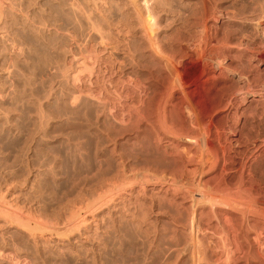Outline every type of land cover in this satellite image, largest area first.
I'll use <instances>...</instances> for the list:
<instances>
[{"label": "rangeland", "instance_id": "374dc122", "mask_svg": "<svg viewBox=\"0 0 264 264\" xmlns=\"http://www.w3.org/2000/svg\"><path fill=\"white\" fill-rule=\"evenodd\" d=\"M0 1H3V0H0ZM7 1L5 0L6 6L8 5V7H5V9H7L6 19L4 17L3 21L0 20V21H2V22H0V25L3 24V27H2V25L0 26L1 27L0 28L1 29V31H0V33H1L0 34V185H1L0 186V190H1V192H0V212H1L0 215L1 216L0 217L2 218V219L0 218V224L2 223L0 225V233H2L1 231H3V238H2V234L0 235V237H1L0 238V264H17V263L18 264H92L93 262H95V264H99V262H101L100 260H102V259H103V261L105 260L104 262L103 261L101 262L103 264H109V263L110 264H118V263L119 264H130V263H132V264H147V263L151 264L152 263V264H154V262H155V264H158V263L159 264H162V263L163 264H169L170 262H171V264H173V262H175L173 260L174 256L172 257V261H170L171 258H170V260L167 259V261L159 258L161 255L160 251H162V249H163L162 247L164 246L165 242H163L164 240H161V238L159 239V237L156 239V237L158 236V234L163 232V228H167L170 225V223L167 221V216L164 214H163L164 215L163 216L161 211H157L158 213L157 212L153 213V216H152V213H150L151 215L149 214V216H150L149 220L150 221L147 220L146 225H144L142 227V229L144 227L145 228L147 227L146 229H148L149 232L144 228L145 231L144 230L143 231L146 233L139 232V233L135 234L132 231V233L129 234V232H131V231L125 227L123 228V226H121L119 224L120 220H124V218H125V220L131 219V216L129 215L131 213L128 212L129 209H124L127 207H123V208L121 207L119 209L118 213L121 215L122 219H119L118 216H115L113 214L115 212L110 211L109 213H107L108 215L105 214V217H104L105 220L104 219H103L104 221L102 220L104 223L101 221V224L102 223L103 224L98 225L99 223H97V221L94 218L95 217L94 216V210H91V208H90L91 205H89L92 203V201H90L91 203H88L89 198H90V200H93L92 197L95 198L96 193H93V192H100V191H103L105 189H109V187H111L112 189H117V188H115L117 185L118 186L120 185L122 187V189L120 188V186L119 187L117 186L118 188H120L119 190H120L121 194L117 193V190H118L117 189V190H115L116 191L115 195H117V196L121 195V196H123V198H124V196L125 197L128 196L126 194V192H122L124 190L123 189L124 184H123V181L120 180V179H122V175H121V171H119V170L121 169L120 165H121L122 159H121V156L119 154L122 155V154H126V153L127 154L132 153L134 156H140L141 151H143L141 155L146 156L147 154L148 155L150 154L149 155L150 157L156 158L157 151L155 149H153V146L151 145L152 143L150 141L148 142V140L146 138H144V140L146 139L145 141H147L146 142L147 144L145 142L140 143L139 141H136L133 137H130V135L125 130L126 122L123 121L124 118L127 117L125 115L126 114L128 115L131 112V110H132V108H130L131 104H132L131 101L133 100V98L135 97V95L137 93V91H136L137 88L135 86H133L134 83L128 78V76L131 75L130 73L141 74L144 81H148V79L152 76L153 73H159V70H160L159 68H157V66H154L156 68L153 67V65H156V63H155L156 61H155V59H152L149 52L147 51V44H146L147 39H145L146 37L144 35L145 34L144 30H142V28H140L139 25H137V23L134 19L130 20L131 22L128 20L126 22L125 18H121V21H120L121 25H123V24L126 25L125 23L131 24L130 25V27L132 26L131 31L134 30L133 33L131 32L132 35L130 34V36H128V34H127V36H126L125 34L121 35V33L119 35V34L115 33L116 31H113L114 33H111V35H110L111 37L109 36L108 38L110 39L113 36L114 42H112L113 40L110 41L111 39L109 40L108 38H107L108 41L106 39L102 40L99 38V36L97 34L92 33L91 31L89 32V29H87L86 21L84 19H80L79 16L77 15V13L75 11L73 12V10L70 8L69 4L66 3L68 6L64 5L65 2L63 0H32V1L31 0H25V2H24L25 5L20 6V7H19V5H17V4H19V1L14 0L15 2H17V3L13 4V5H16V6H14L15 7L14 9H12L13 8L12 6L10 8V6H9L10 1L9 0H7ZM30 1H31V3H30ZM113 1H115V0H113ZM140 1H141L140 3H141V11H142L143 19L145 18L146 20L145 19L144 20L147 21L146 24L148 25V27L151 28L152 30H154V31L151 30L152 39L154 38L153 39L154 41L162 43V45L165 48H167L169 50L171 49L174 52V54L176 53L175 55H178V57H179V60H178V58L175 56L177 58L175 68L178 69V70L176 69L178 81L179 82L192 83V84H193V82H197L192 87V90L190 93L192 96L189 94L190 97H192L191 98V105L189 107H187L188 105L182 106V107L180 106V108L178 110L179 111L178 114L180 117H181V115H185V113L188 111H190V112L193 111L194 114L198 113V112L204 113L205 109L207 111L209 104L211 105V103H209L211 101H209V102L207 101V100H210L209 99L210 95L216 101V100H218L217 96L219 98V95H221L223 93V90L226 93L227 92L232 93L233 90L236 91V89L238 88V85H237L238 81L235 77L233 78V76H232V78L231 77H229L228 79L226 78L227 80L224 79L226 81L219 80L216 82V84L210 83L211 84L210 85V84H202L201 82L199 83V81H197V80H198L199 73L201 72L200 69H202L206 66L204 59H200V57L198 55H196L197 54L196 52L191 53V55H189V56H185V58L182 56V54L186 50H194L195 51L194 45H196L198 42L196 40L195 41L191 40V42H192L191 43L189 38L191 39L194 34H195L194 36H196L200 32L201 28H199V27L201 26V23H202L201 21L204 19L205 12H207L209 19H211L212 21H215V19H216L215 23H217V26H218V29H217L218 32L217 33L219 35H223L224 31L226 33L225 35L230 34L229 36H231V34L234 33L231 36L232 42H236V41L238 42L239 38L241 39V37H243V36L245 37V33H246V36L248 37L250 35V31H252L251 35L249 37L250 38L254 37L255 41L258 42L260 37L258 35H257V37H255L256 30L253 28L254 22L252 21V19H255L256 17L259 16L260 11H261L260 9L264 5V0L263 1H260V0H175V1L174 0H163L164 2L162 0H159V1L158 0H155V1L151 0L152 2L150 0H147V1L146 0H140ZM32 2H34V3H32ZM145 2H147V3H145ZM153 2H154V5H153ZM61 3H63V4H61ZM148 3H149V6H147ZM259 3L261 5L262 4L263 5L261 6ZM186 4H188V5H186ZM189 4H191V5H189ZM28 5H29V7H28ZM152 6H153V8H152ZM260 6H261V8H259ZM155 7H157V8H155ZM186 7L188 10L185 9ZM234 7H235V9H234ZM241 7H242V9H241ZM20 8H21V11H20ZM28 8H29V11H28ZM253 8H254V11L255 10L257 11V9L260 11H257V12L255 11V13H257V14L254 13L255 14L254 15L252 13V15H251V12H253ZM179 9H180V12L178 11ZM243 9L245 10V12L243 11ZM8 10H10L11 12ZM25 10H27V11H25ZM157 10L159 13L158 15H160L159 17H157L158 16ZM248 10H249V12H248ZM250 10H252V11H250ZM144 11H146V12H144ZM152 11H154V12H152ZM238 11H239V14H238ZM28 12H29V15H28ZM25 13H27V15ZM73 13H75V16ZM146 13H148V14H146ZM248 13L250 15H248ZM9 14H10L11 18L9 16ZM151 14H153L152 16L154 17V19L151 16ZM185 14H187V15H185ZM201 14H202V17H201ZM76 15H77V19L75 20ZM190 15H191V17H190ZM247 15L249 17H247ZM155 16H156V18H155ZM188 16L190 17V19H188ZM148 17H150L151 19ZM161 17H163V18H161ZM173 17H174V20H173ZM40 18L42 21H40ZM248 18H250V19H248ZM184 19H186V20H184ZM235 19H237L238 21ZM168 20L170 21L171 24L168 22ZM247 20L249 22L252 21L253 23H249ZM59 21H61V22H59ZM122 21H124V22H122ZM155 21H156V24H155ZM186 21H188L190 23H188ZM244 21L246 24L243 23ZM4 23H6V24H4ZM38 23H40V24H38ZM78 23H80V24H78ZM199 23H200V25H199ZM247 23L250 25L252 24V25L247 26ZM13 24H15V25H13ZM35 24H37L38 26ZM152 24L153 25L155 24V25L153 26ZM163 24L165 25V27ZM194 24H195V26H194ZM83 25H85V26H83ZM103 25L106 26V23L104 22ZM133 25H135V26H133ZM170 25H171V27H170ZM223 25H225V26H223ZM243 25H245V26H243ZM74 26H75V28H74ZM176 26H177V28H176ZM191 26H192V28H190ZM226 26H227L228 31L225 30ZM133 27H134V29H133ZM167 27H168V29H167ZM181 27H183L184 29ZM35 28H37V29H35ZM135 28H136V30H135ZM28 29L31 31V33ZM77 29H79L81 31H79ZM181 29H182V33H181ZM197 29H198V31H197ZM13 30H14V32H13ZM34 30H36V31H34ZM138 30H139V32H138ZM221 30L223 31V33ZM253 30H255V31H253ZM9 31H10V33H9ZM69 31H71L70 32L71 34L69 33ZM75 31H77V32H75ZM142 31L144 34L141 33ZM173 32H174V34H172ZM253 32L255 33V35L253 34ZM74 33H76V34H74ZM85 33H87V34H85ZM76 35H78V36H76ZM90 35H91V37H90ZM115 35H117L118 39L116 38ZM138 35L141 37H139ZM173 35H174V38H173ZM74 36L76 37V40H75ZM156 36L158 37V39L156 38ZM178 36H180V37H178ZM183 36H184V39H183ZM235 36H236V38H235ZM77 37H78V39H77ZM160 38H162L161 41H160ZM52 39H54V40H52ZM163 39H164V41H163ZM90 40H92V41H90ZM100 41L101 42L104 41V42L101 43ZM122 41H124V42H122ZM142 41H143L144 45H143V43H141ZM107 42H109V44L111 46L108 45ZM116 43H117V46H116ZM169 45H170V47H169ZM187 45L190 47H188ZM124 46H126V47H124ZM128 46L130 48L133 47V50L130 49ZM113 47H114V49H113ZM135 48H137V49L135 50ZM128 50L130 52H128ZM131 50L133 51V53H131L132 52ZM122 51H124L123 54H122ZM125 51H127V52H125ZM235 51L236 50L233 51L234 53L232 52L233 55L230 53L229 59L231 57L232 58L230 59L231 61L228 59V65L230 64V66L231 65L235 66L236 64H238V62L241 63L243 61V65L247 66V63H249V61L247 59H245V57L248 58L247 55L250 54V52L246 51V50L243 51V55H245V56L242 57V59L240 58L241 60H238V58L236 59L235 56L239 53L237 51H236L237 52L236 53ZM134 52H135V56L133 55ZM83 54L87 55V57H85ZM130 54H131V56H129ZM82 55H83V57H82ZM262 55H263L262 56L263 58H261V61L259 63L262 70L260 69L259 75L261 76L260 82H262L264 84V81H263L264 80V66H263L264 65V54H262ZM137 56H138V58H141V59L138 60ZM145 56H146V58H145ZM180 56L183 59L180 58ZM84 57H85V59H83V61H84L83 62L82 58H84ZM88 57L90 58V60L88 59ZM127 57H129V59ZM142 57H144V59H142ZM131 58L134 60L132 62L136 63V64L132 65L133 63L130 60ZM234 58H235V61L237 60L236 61L237 63L233 60ZM85 60H86V62H85ZM232 60H233V63H231ZM244 60L245 61L247 60V63ZM81 61H82V63H81ZM178 61H180V62H178ZM87 62H89L88 63L89 66L94 64V66L92 65L93 67L90 66L94 69L89 68V66L87 65ZM93 62H95V63H93ZM138 63H140V65ZM143 63H145V64H143ZM79 64H81L82 66ZM83 64L86 65V67L88 66L87 68L90 69L91 71L89 70L90 71L89 72L88 70L87 71L84 70L85 72L83 71L80 73V68H82L81 70H83V68H85V67H83ZM130 64H131V66H130ZM145 65H148V66H145ZM78 67H79V69H78ZM125 67H126V69H125ZM94 70H95V72H94ZM96 70L99 74L96 72ZM132 70L133 71L135 70V71L133 72ZM198 70H200V71H198ZM137 71H138V73H137ZM86 72H88V73H86ZM121 72L123 73V75H121ZM74 73H75V75H74ZM89 73H91V75ZM87 74L89 76H87ZM185 78L186 79L188 78L189 80H185ZM190 78L191 79L194 78V79L191 80ZM223 83H224V85L225 84L226 85L224 86ZM227 83H228V87L231 85L230 88L227 87ZM216 85L218 86V88ZM220 85L221 86L223 85L224 88L221 87ZM211 86L214 89L210 88ZM219 87L222 88L223 90L220 89ZM205 88L207 89L208 93L206 92ZM79 89H80V91H79ZM199 89H200V91H199ZM229 89L232 91L230 92ZM209 90H211V91H209ZM226 90H228V91H226ZM220 91H221V93H220ZM235 91H233V92H235ZM210 92H212V93L210 94ZM93 95H95V96H93ZM205 95H206V97H205L206 99L203 98V96H205ZM207 95H209V96L207 97ZM77 96H79V97H77ZM89 96H93L94 98L89 97ZM263 96H264V94L262 93V94L258 95L257 97L252 98L250 100L251 102L248 101V104H247L248 107L245 106L246 111L244 110V116H243L244 119H243V122H241L243 132L247 131L246 133H248V135H250V137H252L253 139H256L257 142L255 144H257L259 142L262 143V140H264V137H261V136H264L263 135L264 134V123H263L264 122V107H262L264 105ZM201 98H203V99H201ZM198 100H199V102H198ZM205 102H207L206 104L208 106L205 104ZM202 107H203V109H201ZM256 107H257V109H256ZM184 108H186L187 111H185L184 113L180 112ZM187 108H189V109H187ZM209 108H210V106H209ZM249 108L252 110H250ZM190 109H192V110H190ZM197 110H198V112H197ZM203 110H204V112H203ZM245 112H247V113L245 114ZM249 112L250 113L252 112V114H250ZM248 114H250V115H248ZM253 114H256V115L259 114V115H257L258 117H256V115L251 116ZM247 115L250 117H248ZM260 115H262V116H260ZM245 116H247V117L245 118ZM122 118H123V120H122ZM259 118L261 119V123H260ZM180 119L184 120V116H182ZM119 120H120V122H119ZM120 123H122V124H120ZM254 124L256 125V127ZM190 125L191 124L189 123L188 126H190ZM197 129H199V128H197ZM124 132H125V134H124ZM256 137H259L260 139H258ZM114 139H116V141ZM116 144H118V145H116ZM141 144H142V146H141ZM146 145L147 146L149 145L148 148ZM112 146H114V147H112ZM150 147H152V148H150ZM134 150H136V151H134ZM111 151H113V153ZM119 151L121 153H119ZM145 151H147V152H145ZM115 157L116 158L118 157V158L116 159ZM111 158L113 160H111ZM114 159H116V160H114ZM117 161H119L118 163H119L120 169L118 168ZM262 164H264V160H263ZM261 167H262L261 172H264V165H261ZM115 170L117 172L119 171L118 172L119 174ZM114 173L116 175H119V176H116ZM11 174H13V175H11ZM260 174H262V173H260ZM109 175H112V176H110V178H108ZM114 175L117 178H113ZM101 176L105 177V178L107 177L105 180H107V179H109V180H107V182H106L104 180V178H102ZM262 177L264 178V175H262ZM97 179H98L99 183H97ZM110 179H112V181L115 180L116 182L113 181V183H112V181ZM101 180L104 183L100 182ZM116 183H117V185H116ZM119 183H121V184H119ZM100 184H103L105 188L103 187V185H100ZM112 184H113V186H111ZM89 185H90V187H88ZM14 186H15V188H13ZM98 186L100 187V189L98 188ZM106 186H108V187H106ZM126 186L128 187V185H126ZM81 189H83V190H81ZM115 191H114V193H115ZM86 192H88V194ZM91 192H92V194H91ZM122 193H123V195H122ZM83 194H85V195L83 196ZM88 195L89 196L92 195V197L91 196L89 197ZM86 196H88L89 198ZM76 198H77V200H76ZM116 199L118 201H120V197H117ZM117 200H116V202H118ZM2 202H3V204H2ZM116 202H114V203H116ZM11 203H13V204H11ZM86 203H88L87 205H89L88 211H87ZM83 205H86V207L84 206V208H86V209L83 208ZM128 206H129V204H128ZM81 208H82V211L80 210ZM125 210H127V211H125ZM89 211H91V212H89ZM40 212L41 213L43 212L42 215ZM74 212H76V214L78 212L77 215L79 217L81 216L82 218L78 219V216L74 215L75 214ZM121 212H123V213H121ZM125 212L126 213L128 212V213L126 214ZM159 212H161V213L159 214ZM12 213L14 216H12ZM14 213H16V214H14ZM69 213H74V214L71 215ZM156 213H157V215H156ZM122 214L124 217L122 216ZM64 215H66V216H64ZM73 215L77 216V218L75 220H74V218H72ZM91 215H93V217ZM108 216H109V218H108ZM68 217H71L74 221H76V223L73 222L71 224L70 222H72L73 220L70 221V218L68 219ZM47 218H49V219H47ZM156 218H158L160 221L155 222ZM6 219H7V221H6ZM66 219L68 221H66ZM77 219L78 220L81 219L82 222L85 221L84 223H82V225L83 224H85V225L84 226L81 225V228L79 229L80 231L77 229L79 232L74 227L77 223L79 224L81 221V220L78 221ZM19 220H20V222H19ZM14 221H15V223H14ZM24 221H26V223ZM118 221H119V223H118ZM16 222H18V223H16ZM55 222H58V223H55ZM63 222H65V224H64L65 226L63 225ZM68 222L70 223L69 225H68ZM148 222L155 224V225L153 226L152 224H150ZM95 223H97V224H95ZM18 224H20V226ZM106 224H108L109 226ZM148 224H150V225H148ZM24 225L26 226V228ZM35 225H38V226H35ZM95 225H97L96 228L98 229V231H97V229H95ZM105 225L108 226L109 229ZM71 226L74 227L73 230L74 229L76 230V234H75V230L69 231L70 228H68V227H71ZM100 226H101V229H100ZM83 227H85V228H83ZM93 227H94V229H93ZM153 227H155L156 229ZM48 228L52 231V233L50 230H48ZM66 228L68 230H66ZM110 228H112V229H110ZM45 229H47V231H49V233ZM52 229H54V230H52ZM55 229H56V231H55ZM88 229H91V230H88ZM150 229L153 233L155 232V234L152 235V232H151V235L148 234V233H150ZM152 229H154V230H152ZM93 230H95L94 231L95 233H98V234L94 233L95 236L96 235L101 236V237L97 236L98 240H96L97 237H96V239H95V237L93 239V236H94ZM161 230H162V232H161ZM57 231L59 234L56 233ZM102 231H103V233H102ZM104 232H106V233H104ZM158 232H160V233H158ZM60 233H62L64 235L62 236V234H60ZM69 233H71V234H69ZM141 233H143V234H141ZM84 234H85V236H83ZM133 234H134V237L136 235V238L133 237ZM156 234H157V236H156ZM79 235H80V237H79ZM139 235H141V238H139L140 237ZM142 235L145 236L146 238H144ZM86 236H88L89 239L92 237L91 240L89 241V239H87ZM102 236H104V237H102ZM131 236H132V238H131ZM148 236H149V238H151V237L152 238L148 239L147 238ZM127 237H130V241L131 242L134 241V242L131 243ZM76 238L79 240H77ZM119 238L121 240L122 239L123 240L121 241ZM137 238H138V240H137ZM33 239H34V241H32ZM99 239H100V241H99ZM102 239H104V240L102 241ZM142 239H143V241L145 239H147L148 241L145 240V242H142ZM93 240H95V242ZM2 241H4V242H2ZM75 241L77 243L80 242L79 243L80 245L77 244ZM101 241H102V243H101ZM156 241H157V243H156ZM158 241H159V243H158ZM33 242H36L39 244H35ZM73 242L75 244H72ZM81 242H82V244H81ZM106 242H108V243H106ZM117 242H118V244H117ZM148 242L151 245L146 244ZM151 242H153V243H151ZM61 243L64 245H62ZM93 243H97V244L95 245ZM139 243L141 246H139ZM143 243H144V245H143ZM91 244H92V246H91ZM35 245H36V247H35ZM71 245H72V247H71ZM82 245L85 248L82 249L81 248V247H83ZM88 245L90 247H88ZM120 245H121V247H119ZM145 245H147V246H145ZM152 245L154 246L153 247L154 249L151 247ZM155 245L156 246L158 245V247H156ZM37 246L40 250L37 248ZM76 246H77V249H76ZM79 246H81V247H79ZM97 246H98V248L99 247L101 248V251H100V248L99 249L97 248ZM78 247L81 248L83 251L87 250V251H84L85 255L83 254L82 250L79 249ZM138 247H141V248H138ZM142 247L143 248L147 247V248L142 249ZM148 247H150L151 250ZM155 247H156V249H155ZM34 248H36L37 250H34ZM89 248L91 250L90 252L88 251ZM93 248L97 252L94 251ZM64 249H65V253H64ZM131 249H133V250H131ZM146 249L149 250L148 251L149 253L147 252ZM157 249H159V250H157ZM143 250H145V251H143ZM56 251L64 253V254H66V256L64 254H61V253L59 254ZM78 251L80 253H78ZM75 252L77 254H80V256L78 257V255L75 254ZM86 252L89 253V255ZM144 252H146L145 255L143 254ZM93 253H95L96 256ZM103 253H104V255H103ZM140 255H142V256H140ZM150 255L152 257L154 256V258L156 256L155 260H153V259L151 260L152 257ZM84 256H86V257H84ZM89 256L91 258H92V256L94 257V259L92 258L94 260L93 262L91 261V258ZM142 257H143V259H142ZM16 259H17V261H16ZM188 259L186 258L185 262L181 263V264H187V263L191 264L192 262H193L192 264H195L193 260H191V259L188 260ZM95 260H97V261H95ZM159 260H160V262L161 261L162 262L160 263ZM212 263H213V261H210V263H208V264H212Z\"/></svg>", "mask_w": 264, "mask_h": 264}, {"label": "bare ground", "instance_id": "6f19581e", "mask_svg": "<svg viewBox=\"0 0 264 264\" xmlns=\"http://www.w3.org/2000/svg\"><path fill=\"white\" fill-rule=\"evenodd\" d=\"M9 1H10L9 2L10 8L12 6L13 7L12 9H14L15 8L14 6H16V5H13V4L17 3V2H15L16 0L15 1L14 0H9ZM18 1H19V4H17V5H19V7L25 5L24 4L25 0H18ZM31 1H30V3H31ZM63 1L65 2L64 5L69 4L70 8L73 10V12L75 11L77 13V15L79 16L80 19H84L86 21L87 29H89V32L91 31L92 33L97 34L99 36V38L102 39V40L106 39L108 41V39H109L108 37L111 35V33H114L113 31H116L115 33L119 34V35L121 33V35L125 34L127 36V34H128V36H130L131 32L133 33V31H134V30L131 31L132 30V28H131L132 26L130 27L131 24L130 23H125L126 25H124V24L121 25L120 21H121V18H125L126 22H127V20L130 21V20L134 19L136 21L137 25H139V27L142 28V30H144V32H145V34L143 33V31L141 33H143L145 35V37H146L145 39H147V43H146L147 44V51L149 52V54L152 57V59H155V61H156L155 62L156 65H153V67L157 66V68L160 69L159 73H153L152 76L148 79V81H144V79L142 78L141 74H136V73L132 74V73H130L131 75H129L128 78L134 83L133 86H135L137 88V90H136L137 93H136L135 97L133 98V100L131 101V103H132L131 107H130V108H132L131 112L130 113L128 112L129 114L125 115V116H127L126 118L123 117L124 120L122 118V120L126 122L125 130L130 135V137H133L136 141H139L140 143L141 142H145L146 143L147 141H145V140L147 139L148 142L150 141L152 143L151 145L153 146V149H155L158 154L156 153V158L155 157H150L149 156L150 154L149 155L147 154L148 156L147 155L146 156L141 155L143 151H141L140 156H134L132 153L131 154L130 153H128V154L126 153V154H122V155L119 154L121 156V159H122L121 165H120L121 169L119 168V163H118L119 161H117V164H118V168L120 169L119 171H121V175H122V179H120V180L123 181V184H124V188H123L124 190L123 191L121 190V191L122 192H126V194L128 196L127 197L124 196V198H123V196L119 195V194H121L119 189L120 188L122 189V187L119 185L120 188H118L119 187L117 185L118 182L116 183V185L118 187L115 185L116 186L115 188H117L118 190L117 189H112L111 187H109V189H105L106 191L103 190V191H100V192H93V193H96L95 194V198L92 197V195H90L93 198V200H90V198H89L90 196L89 195H88L89 197L86 196V197L89 198V202L86 200L88 203H91L90 201H92V203L89 204V205H91L90 206L91 210H94V216H95L94 218L97 221V223H99L98 225L101 224V221L103 219L105 220V218H104L105 214L109 213L110 211L115 212L113 214L115 216H118L119 219H122L121 215L118 213L119 209L121 207L122 208L123 207H127V208H124V209H129L128 212L131 213V214H129L131 216V219H129V220L126 219L125 220V218H124V220H120V223H119V221H118V223L121 226H123V228L125 227L128 230H130L131 232H129V234H131L132 231L135 234H137L139 232L146 233V232H144L145 231L144 230L145 227L143 229H142V227L144 225H146L147 220L150 221L149 220V218H150L149 214L152 213V216H153V213H155L157 211H161L162 215L164 214V215L167 216V221L170 223V225L167 228H163V232L161 230L162 233L158 232L160 234H158V236L156 234L157 237L155 236L156 239L159 237V239L161 238V240H164L163 242H165L164 246L162 247L163 248L162 251H160L161 255H160V257L158 256L162 260L164 259V260L167 261V259L170 260V258H171L170 261H172V257L174 256L173 260L175 262H173V264L184 263L186 258L187 259L189 258V259L193 260L195 264H208V263H210V261H213L212 264H264V180H263L264 178L262 177V175H264L263 174L264 172H261L262 171L261 165H264V164H262L263 160H264V140L261 139L262 143L259 142V143L255 144L257 142L256 139H253L252 137H250V135H248V133H246L247 131L243 132L242 124H241V122H243V119H244V117H243L244 116V110H245V106H247V104H248V101H250L252 98L257 97L258 95H260L262 93L264 94V84L262 82H260L261 76L259 75L260 69L262 70V68L259 65V63L261 61V58H263L262 54H264V5L262 4L263 7L261 8L262 5L259 3L261 5L259 7V8H261L260 9L261 11L257 9V11H260V14H259L258 17H256L255 19H252L250 17L252 19V21L254 22V24H253L254 27L253 28L256 30V35H255L254 32H253V34L255 35V37H257V35L260 37L258 42L255 41L254 37L253 38L249 37L251 35L252 31H250V35L248 37L246 36V33H245V37L243 36V37H241V39L239 38L238 42L237 41L236 42H232V39H231L232 37L231 36L234 33H232L231 36H229L230 34L228 33L229 35H225L226 33L224 31L223 35H219L217 33L218 32V30H217L218 26H217V23H215L216 19L214 18L215 21H212L211 19H209L208 15H207V12H205L204 19L201 21L202 23H201V26L199 27V28H201L200 32L198 33L197 32L198 29H197L196 32L198 34L196 36H194L195 35L194 34L191 39L189 38L190 42H191V40L192 41L196 40L198 42L196 45H194L195 51L194 50H186L185 52L183 51L184 53L182 54V56L185 58V56H189V55H191V53L196 52L197 53L196 55H198L200 57V59H204L206 66L204 68H202V69L199 68L201 70V72L199 73V76H198V80H197V81H199V83L201 82L202 84H210V83H213V84L215 83L216 84V82L219 81V80L223 81L224 79H226V78L228 79L229 77L232 78V76H233V78L235 77L237 79V81H238V83H237L238 88L236 89V91L233 90L235 92H233L232 90L229 89V91L230 92L232 91V93H228V92L226 93V92H224V90L222 88L219 87L220 89L223 90V93L221 95H219V98L217 96L218 100H216V101L210 95V98H209L210 100H207L208 102L211 101V102H209V103H211V105L209 104L210 108L206 104L207 102H205V104L208 106L207 111L205 109V112L203 110L204 113H202V112L200 113L197 110L198 113H195V114L193 113V111L192 112L188 111V112L185 113V115H181V117L184 116V120H183V119H180L181 117L178 114L179 113L178 110H179L180 106L182 107V106L188 105L187 107H189L191 105V98L192 97H190V95H191L190 93H191L193 85H195L197 82H193V84H192V83H186V82H179L178 81V77H177V73H176V69L177 68H175V64L177 62V58L179 60V57H178V55H175L176 53L174 54V52L171 49L169 50V49L165 48L162 45V43L154 41L153 40L154 38L152 39V36H151V30L152 29L149 28L148 25L146 24V22H147V21H145L146 19L145 18H144L145 20L143 19V15H142V11H141V3H140L141 1L140 0H115V1H113V0H63ZM153 1H155V0H153ZM260 1H263V0H260ZM32 3H34V2H32ZM145 3H147V2H145ZM61 4H63V3H61ZM153 5H154V2H153ZM186 5H188V4H186ZM189 5H191V4H189ZM147 6H149V3H148ZM5 7H8V5L6 6V4H5V0L0 1V20H2V21H3L4 17L6 19V11H7V9H5ZM28 7H29V5H28ZM187 7L185 9H187ZM152 8H153V6H152ZM155 8H157V7H155ZM234 9H235V7H234ZM241 9H242V7H241ZM244 9H243V11L245 12ZM8 11H10V10H8ZM20 11H21V8H20ZM25 11H27V10H25ZM28 11H29V8H28ZM178 11L180 12V9ZM250 11H252V10H250ZM255 11H254V8H253V12H251V15H252V13L254 14ZM144 12H146V11H144ZM152 12H154V11H152ZM248 12H249V10H248ZM25 14L27 15V13H25ZM73 14L75 16V13H73ZM146 14H148V13H146ZM158 14L159 13H158V10H157V15ZM238 14H239V11H238ZM255 14H257V13H255ZM28 15H29V12H28ZM77 15H76V18L74 17L75 20L77 19ZM152 15L153 14H151V16ZM185 15H187V14H185ZM248 15H250V14L248 13ZM248 15H247V17H249ZM9 16H10V14H9ZM156 16H155V18H156ZM159 16L160 15H158L157 17H159ZM190 17H191V15H190ZM190 17L188 16V19H190ZM201 17H202V14H201ZM10 18H11V16H10ZM148 18H150V17H148ZM161 18H163V17H161ZM250 18H248V19H250ZM153 19H154V17H153ZM173 20H174V17H173ZM184 20H186V19H184ZM235 20H237V19H235ZM2 21H0V22H2ZM40 21H42L41 18H40ZM124 21H122V22H124ZM188 21H186V22H188ZM245 21L243 23H245ZM252 21H250V22L248 21V22L249 23H253ZM59 22H61V21H59ZM104 22L106 23V26L103 25ZM168 22L170 23L169 20H168ZM188 23H190V22H188ZM4 24H6V23H4ZM38 24H40V23H38ZM78 24H80V23H78ZM155 24H156V21H155ZM1 25L3 27V24H1ZM13 25H15V24H13ZM35 25H37V24H35ZM199 25H200V23H199ZM248 25H250V24L247 23V26ZM75 26H74V28H75ZM83 26H85V25H83ZM133 26H135V25H133ZM194 26H195V24H194ZM223 26H225V25H223ZM243 26H245V25H243ZM164 27H165V25H164ZM170 27H171V25H170ZM136 28H135V30H136ZM176 28H177V26H176ZM181 28H183V27H181ZM190 28H192V26ZM35 29H37V28H35ZM133 29H134V27H133ZM167 29H168V27H167ZM77 30H79V29H77ZM225 30H227V26H226ZM255 30H253V31H255ZM0 31H1V29H0ZM10 31H9V33H10ZM34 31H36V30H34ZM79 31H81V30H79ZM152 31H154V30H152ZM13 32H14V30H13ZM70 32L71 31H69V33ZM75 32H77V31H75ZM138 32H139V30H138ZM30 33H31V31H30ZM181 33H182V29H181ZM222 33H223V31H222ZM74 34H76V33H74ZM85 34H87V33H85ZM172 34H174V32ZM76 36H78V35H76ZM115 36L117 38V35H115ZM90 37H91V35H90ZM139 37H141V36H139ZM178 37H180V36H178ZM156 38L158 39L157 36H156ZM173 38H174V35H173ZM235 38H236V36H235ZM77 39H78V37H77ZM110 39L109 40L112 41L114 39L113 36ZM161 39L162 38H160V41H161ZM183 39H184V36H183ZM52 40H54V39H52ZM75 40H76V37H75ZM90 41H92V40H90ZM104 41H102V42H104ZM163 41H164V39H163ZM112 42H114V40ZM122 42H124V41H122ZM107 43H108V45H110L109 42H107ZM141 43H143V41ZM143 45H144V43H143ZM116 46H117V43H116ZM124 47H126V46H124ZM169 47H170V45H169ZM188 47H190V46H188ZM137 48H135V50ZM113 49H114V47H113ZM130 49L133 50V47L130 48ZM234 50H236L239 53V54H237L235 56V58L236 59L238 58V60H241L242 57L245 56V55H243V51L246 50V51L250 52V54L247 55L248 58L245 57V59H247L249 61V63H247V60L246 61L244 60L247 63V66L243 65V61L241 63L238 62V64H236L235 66L234 65L230 66V64L228 65L229 55H230V53L233 55V53H234L233 51ZM125 52H127V51H125ZM128 52H130V51L128 50ZM123 53H124V51H122V54ZM131 53H133V51ZM83 55L85 57H87V55H85V54H83ZM83 55H82V57H83ZM133 55L135 56V52H134ZM129 56H131V54ZM85 57L82 58V61H83V59H85ZM127 58L129 59V57H127ZM137 58H138V56H137ZM145 58H146V56H145ZM180 58H182V57L180 56ZM235 58L233 59L234 61H235ZM88 59L90 60L89 57H88ZM140 59L141 58H138V60H140ZM142 59H144V57H142ZM130 60H131V62L134 61L132 58ZM233 60H232L231 63H233ZM82 61H81V63H82ZM85 62H86V60H85ZM178 62H180V61H178ZM88 63L89 62H87V65H88ZM93 63H95V62H93ZM140 63H138V64L140 65ZM134 64H136V63H133L132 65H134ZM143 64H145V63H143ZM79 65H81V64H79ZM92 65L94 66V64H92ZM92 65H90V66H92ZM90 66H89V68L94 69V68H92L93 66L92 67H90ZM130 66H131V64H130ZM145 66H148V65H145ZM83 67H85V68H83V70H81L82 68H80V73L83 72L84 70H86V71L90 70L84 64H83ZM154 68H156V67H154ZM78 69H79V67H78ZM125 69H126V67H125ZM200 70H198V71H200ZM94 72H95V70H94ZM96 72H97V70H96ZM86 73H88V72H86ZM137 73H138V71H137ZM89 74L91 75V73H89ZM74 75H75V73H74ZM121 75H123L122 72H121ZM87 76H89V75L87 74ZM193 79H191V80H193ZM185 80H189V79L185 78ZM226 80H224V81H226ZM223 85H224V83H223ZM223 85L222 86L220 85V86L224 88V86L226 84L224 86ZM230 86L228 87V83H227V87L230 88ZM210 88H213V87L211 86ZM217 88H218V86H217ZM205 90L207 92L206 88H205ZM79 91H80V89H79ZM199 91H200V89H199ZM209 91H211V90H209ZM226 91H228V90H226ZM211 93L212 92H210V94ZM220 93H221V91H220ZM93 96H95V95H93ZM93 96H89V97L94 98ZM208 96L209 95H207V97ZM77 97H79V96H77ZM205 97H206V95L203 96V98H205ZM203 98H201V99H203ZM263 98H264V96H263ZM198 102H199V100H198ZM262 107H264V105ZM187 109H189V108H187ZM201 109H203V107ZM256 109H257V107H256ZM190 110H192V109H190ZM250 110H252V109H250ZM185 111H187L186 108H184L180 112L184 113ZM246 113L247 112H245V114ZM250 114H252V112ZM250 114H248V115H250ZM254 115H256V114H253L251 116H254ZM257 115H259V114H257ZM257 115H256V117H258ZM247 116H245V118ZM260 116H262V115H260ZM248 117H250V116H248ZM260 118H259V120H260V123H261V119ZM119 122H120V120H119ZM188 122L192 126L191 125L188 126L189 125ZM120 124H122V123H120ZM196 127L199 128V129H197ZM255 127H256V125H255ZM124 134H125V132H124ZM261 137H264V136H261ZM144 138H146V139L144 140ZM256 138L260 139L259 137H256ZM114 140L116 141V139H114ZM116 145H118V144H116ZM141 146H142V144H141ZM148 146H147V148H148ZM112 147H114V146H112ZM150 148H152V147H150ZM134 151H136V150H134ZM111 152L113 153V151H111ZM145 152H147V151H145ZM119 153H121V152L119 151ZM116 159H114V160H116ZM111 160H113V159L111 158ZM260 173H262V174H260ZM11 175H13V174H11ZM115 175L113 176V178H117V177H115ZM110 176H112V175H109L108 178H110ZM116 176H119V175H116ZM102 178H104V180H105L107 177L106 178L102 177ZM107 180H109V179H107ZM107 180H105V181L107 182ZM110 180L112 181V179H110ZM113 181L116 182L115 180H113ZM113 181H112V183H113ZM100 182H103V181L101 180ZM97 183H99L98 179H97ZM119 184H121V183H119ZM100 185H103V184H100ZM126 185H128V187ZM111 186H113V184ZM88 187H90V185ZM103 187H104V185H103ZM106 187H108V186H106ZM13 188H15V186ZM98 188L100 189L99 186H98ZM81 190H83V189H81ZM113 190L114 191L117 190V193H119L118 194L119 196L115 195L116 191L114 193ZM0 192H1V190H0ZM86 193L88 194V192H86ZM91 194H92V192H91ZM84 195L85 194H83V196ZM122 195H123V193H122ZM117 197H120V201H118L116 199ZM76 200H77V198H76ZM116 200L118 202H116ZM114 202H116V203H114ZM88 203H86V205ZM2 204H3V202H2ZM11 204H13V203H11ZM128 204H129V206H128ZM86 205H83V208H84V206L86 207ZM89 205H87V211H88ZM84 209H86V208H84ZM80 210L82 211V208ZM125 211H127V210H125ZM89 212H91V211H89ZM161 212H159V214ZM42 213H41V215H42ZM74 213H69V214H71V215L72 214H74V215L78 214V212H77V214H76V212H74ZM121 213H123V212H121ZM157 213H156V215H157ZM14 214H16V213H14ZM74 215H73V217L72 216L71 217L74 218V220H75L78 215L77 216H74ZM12 216H14L13 213H12ZM64 216H66V215H64ZM91 216L93 217V215H91ZM122 216H123V214H122ZM71 217H68V219L70 218V221L73 220ZM79 218H82V217L78 216V219ZM108 218H109V216H108ZM47 219H49V218H47ZM74 220L72 222H70V221L69 222L71 224L73 222L76 223V221H74ZM80 220H78V221H80ZM6 221H7V219H6ZM66 221H68V220L66 219ZM159 221L160 220L158 218H156L155 222H159ZM19 222H20V220H19ZM24 222L26 223V221H24ZM65 222H63V225L65 224ZM69 222H68V225L70 224ZM84 222H82V220H81L79 224L78 223L76 225L74 224L75 225L74 226L75 229L79 230L81 228L82 223H84ZM14 223H15V221H14ZM16 223H18V222H16ZM55 223H58V222H55ZM97 223H95V224H97ZM148 223H150V222H148ZM150 224H152V223H150ZM150 224H148V225H150ZM18 225L20 226V224H18ZM84 225L85 224H83L82 226H84ZM106 225H108V224H106ZM152 225L154 226L155 224H152ZM35 226H38V225H35ZM72 226L68 227V228H70L69 231L73 230L74 227H72ZM96 226L97 225H95V229H97ZM108 226H106V227L108 228ZM25 228H26V226H25ZM83 228H85V227H83ZM153 228H155V227H153ZM93 229H94V227H93ZM100 229H101V226H100ZM110 229H112V228H110ZM45 230L47 231V229H45ZM48 230H50V229L48 228ZM52 230H54V229H52ZM66 230H68V229L66 228ZM76 230H75V234H76ZM88 230H91V229H88ZM146 230L148 231V229H146ZM152 230H154V229H152ZM55 231H56V229H55ZM94 231L95 230H93V235L95 233ZM97 231H98V229H97ZM1 232L2 233H0V235L2 234V238H3V231H1ZM47 232L49 233V231H47ZM151 232L152 231L150 229V233H148V234L151 235ZM51 233H52V231H51ZM56 233H58V231ZM102 233H103V231H102ZM104 233H106V232H104ZM143 233H141V234H143ZM60 234H62V233H60ZM69 234H71V233H69ZM95 234H98V233H95ZM153 234H155V232L154 233L152 232V235ZM63 235L64 234H62V236ZM83 236H85V234ZM97 236H99V235H96V236L94 235L93 239H94V237L96 239ZM139 236H140L139 238H141V235H139ZM79 237H80V235H79ZM99 237H101V236H99ZM102 237H104V236H102ZM133 237H134V234H133ZM143 237L146 238L145 236H143ZM86 238L89 239L88 236H86ZM91 238L89 239V241L91 240ZM127 238L130 241V237H127ZM131 238H132V236H131ZM134 238H136V235H135ZM147 238L151 239L152 237L149 238V236H148ZM34 239L32 241H34ZM77 240H79V239H77ZM96 240H98V237H97ZM103 240L104 239H102V241ZM137 240H138V238H137ZM145 240H147V239H145ZM145 240L143 241V239H142V242H145ZM93 241L95 242V240H93ZM99 241H100V239H99ZM102 241H101V243H102ZM2 242H4V241H2ZM82 242H81V244H82ZM133 242H131V243H133ZM153 242H151V243H153ZM33 243L39 244V243H36V242H33ZM79 243H77V244H79ZM106 243H108V242H106ZM156 243H157V241H156ZM158 243H159V241H158ZM72 244H75V243L73 242ZM93 244L96 245L97 243H93ZM117 244H118V242H117ZM146 244H149V242L146 243ZM62 245H64V244H62ZM143 245H144V243H143ZM149 245H151V244H149ZM158 245L157 246L155 245V246L158 247ZM91 246H92V244H91ZM139 246H141L140 243H139ZM145 246H147V245H145ZM35 247H36V245H35ZM71 247H72V245H71ZM79 247H81V246H79ZM88 247H90V246L88 245ZM119 247H121V245ZM151 247L153 248L154 246L152 245ZM156 247H155V249H156ZM37 248H38V246H37ZM81 248L83 249L85 247L83 246ZM81 248H79V249H81ZM94 248H93V250L96 251ZM97 248H98V246H97ZM138 248H141V247H138ZM145 248H147V247H145ZM145 248L142 247V249H145ZM148 248L151 250L150 247H148ZM76 249H77V246H76ZM34 250H37V249L34 248ZM131 250H133V249H131ZM157 250H159V249H157ZM58 251H56V252H58ZM84 251H87V250H84ZM84 251L82 250L83 254L85 253ZM88 251L89 252L91 251L90 248H89ZM100 251H101V248H100ZM143 251H145V250H143ZM148 251L149 250H147V252ZM76 252H75V254H77ZM58 253L60 254L61 252H58ZM64 253H65V249H64ZM64 253H61V254H64ZM78 253H80V252L78 251ZM145 253L146 252H144L143 254L145 255ZM87 254L89 255V253H87ZM93 254H95V253H93ZM64 255L66 256V254H64ZM77 255H78V257L80 256V254H77ZM103 255H104V253H103ZM95 256H96V254H95ZM140 256H142V255H140ZM84 257H86V256H84ZM143 257H142V259H143ZM92 258L94 259L93 256H92ZM92 258H91V261L93 262L94 260ZM155 258H156V256H155ZM155 258L153 256L151 258V260L152 259L155 260ZM160 260H159V262H160ZM16 261H17V259H16ZM95 261H97V260H95ZM100 261L102 262L103 259L100 260ZM101 262H99V264H103ZM93 263L95 264V262H93ZM130 264H132V263H130ZM154 264H155V262H154ZM169 264H171V262Z\"/></svg>", "mask_w": 264, "mask_h": 264}]
</instances>
